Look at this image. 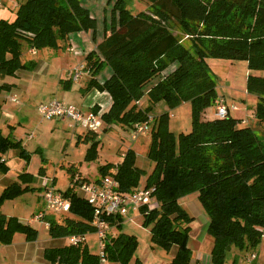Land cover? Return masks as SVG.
<instances>
[{"label":"trees","instance_id":"trees-1","mask_svg":"<svg viewBox=\"0 0 264 264\" xmlns=\"http://www.w3.org/2000/svg\"><path fill=\"white\" fill-rule=\"evenodd\" d=\"M0 1V8L7 7L13 16L0 17V91L13 86L5 77L35 67L34 60L23 59L25 49H64L70 34L86 31L91 32L95 50L83 61L87 72L83 91L96 88L110 95L111 105L101 114L104 124L132 128L152 116L147 154L154 167L150 172L135 164L131 148L120 163L107 162L97 169L100 177L113 175L120 192L154 188L157 206H142L140 212L153 244L165 250L177 246L172 264H186L191 258L187 241L193 217L180 203L181 197L191 193L196 194L208 219L213 264H224L233 248L247 252L258 247L264 238V139L248 118L232 115L226 101L225 117H205L214 105L216 112L220 98L206 58L247 61V91L256 96L251 116L256 124H264V0H143L148 11L138 14L126 7L127 0H113L108 31L98 42L96 18L83 0H12V8L6 0ZM183 34L188 35V46L180 41ZM106 66L112 73L101 82L97 75ZM144 96L145 104H139ZM183 101L192 104L191 127L175 133L168 125V114H155L152 107L159 102L174 107ZM98 133L84 134L89 143L87 161L97 159ZM10 149L29 159L21 140L0 128L2 173L9 169L4 155ZM75 174H71L70 185L59 190L70 202L68 214L60 222L49 221V233L55 237L96 232L93 207L72 183ZM31 178L30 173H20L18 180L24 186L18 181L6 186L0 193V205L30 189ZM103 218L111 224L122 217ZM17 232L28 240L37 236L29 224L0 213V243H11ZM137 243L134 235L124 233L106 237V257L127 264ZM45 256L50 263L99 264L98 255L80 245L47 248Z\"/></svg>","mask_w":264,"mask_h":264},{"label":"crops","instance_id":"crops-1","mask_svg":"<svg viewBox=\"0 0 264 264\" xmlns=\"http://www.w3.org/2000/svg\"><path fill=\"white\" fill-rule=\"evenodd\" d=\"M6 1L8 2L9 6L11 5V8L14 6V3L10 2L12 0ZM83 2L87 4H84ZM105 3H107V0L82 1V4L89 9L91 15L96 18V42L100 41L104 33L108 31L109 17L107 15V9L109 8V5H105ZM0 9L3 10L0 17H6L5 15H12V13L9 12L10 9H8L7 7H2ZM99 24L102 26L103 29V32L101 33H98ZM68 41V45L64 49L55 50L50 48H27L25 53L26 55L30 56H27L25 59L34 60L36 62L35 67L32 70H17L14 76H7L4 78V81H8L13 86L9 90L0 91V128L2 129V132L4 134H9L14 139L21 140L22 145L23 136L25 135L23 134L22 128H20L21 122L18 120L17 116L21 114L23 115V111L26 106H37L40 103H45L52 99H57L65 103L73 104L79 109H81L80 107L87 108V110L81 109L83 112L92 111L94 110L93 107L96 106L95 112L101 115L103 112L107 111L111 105L112 100L107 92L99 91L96 88H91L87 91H83L87 83L86 71L83 77L80 79L76 80L72 77V71L74 70L75 66H77L80 62L84 61V58L87 53L92 50H95V42L91 38V32L79 31L72 33L70 34ZM70 46L73 47L74 50H68V47ZM32 55H35V58L31 57ZM111 73V68L109 66H106L97 75V79L102 82L106 80L111 75ZM150 85L151 84H148L149 87ZM147 89H144V91H146ZM77 95H79V98L77 97ZM251 95L254 97L253 99H250V101L246 104V108L244 110L238 112L237 110L240 109H236L232 111L231 114H235L234 116L237 118H249L250 115L247 112L251 111L250 104H255L256 101V96L254 94ZM72 96H75V99H72ZM13 97H15L16 100H13ZM145 102V96L139 100V104H145ZM241 112L245 114L243 115L242 113L241 116H238ZM60 120L67 121V127L72 128V137L74 136V138L77 139V142L85 141L87 139L84 136L86 132L85 129L78 125L71 126L69 120ZM114 126L115 125L104 124L103 128L100 131L109 132L110 130H113ZM129 129L131 131V128ZM29 135L26 136L27 139H29ZM15 154H18L17 150L15 151ZM4 157H6V154L4 155ZM27 167V165L23 167V164H21V168L23 169L22 171L16 170V172L11 174L9 168L7 172L3 173V185L0 188V193L6 186L15 181L20 182L21 187H23L24 184H22L21 181L18 180V175L23 172L30 173L32 178L31 182H29L28 184L30 186V189L21 193V195L29 191L34 192L35 187L39 185L38 187L40 190L38 191V198L43 200V185L46 180L48 181V184H52L55 189L59 190L57 186V176H48V171L45 167H39L37 174H35V170L28 171ZM97 167L96 170L98 171ZM63 168L68 173L66 187L70 185L71 174L73 172H78L81 175V178H85L88 181H94L100 177V175H95L94 178L91 180L89 177H87V175L83 174L82 167H78V164L76 165L74 162L70 161L67 162V165H64ZM10 174L14 177L11 180L8 177V175ZM79 194L82 195L83 193L80 191ZM19 196L20 194L9 200L16 199ZM4 203L5 201L0 205V209ZM180 203L183 208L188 212V214L193 217L190 223L189 238L187 241V246L191 251V258L186 264H213L211 262L210 256L213 239L207 233L208 219L199 201L197 200L196 194L191 193L181 197ZM140 208L141 207L129 210L128 214H131V216L128 218L129 220L126 217L128 216L127 214L125 216H121L122 218L119 221H115L111 224L108 223L107 237L109 239H112L114 237H117L121 233L134 235L132 234V232H129V228H126V224L129 225L131 223V218L141 216L142 219L140 220L139 225H137V227L142 226L143 228H146L144 229L146 231V234L144 235L145 239L139 240L138 238H140V236L136 238L138 241L137 247L127 264H172V259L177 251V246H172L169 250H165L153 244L151 240L150 228L143 224V215L140 212ZM4 211L0 210V213L5 214L6 216H15L18 218L19 221L29 224L31 227L37 230V236L33 240H28L23 233L17 232L14 234L11 243H0V264H49L51 261L45 256V250L47 248L72 245L69 240V236L55 237L51 235L49 233L48 227H46L44 223L46 221L49 222L50 220H56L60 222L59 217H62L68 212H54L51 210L48 211L38 209V212L41 211L44 213L43 221H39L30 220L33 214L30 216V218H25V220H22L16 214H13V212L11 211L5 209ZM42 224H44L43 229H41ZM90 233H95L97 236V240L96 238L91 239L88 233H86L85 236L87 237H85L84 242L79 245L86 246V249L90 253L98 255V249L97 251L92 252V250H90L89 244V242L91 243V241L93 240L96 242L95 245H98V235L96 232ZM92 246L94 245L92 244ZM232 251V259L228 258L224 264L240 263V252L234 251V249H232ZM255 255L256 258L251 259L248 262L253 263V261L256 260L258 257L257 254ZM99 264L121 263L117 261H111L107 258L103 263H100L99 260Z\"/></svg>","mask_w":264,"mask_h":264},{"label":"rangeland","instance_id":"rangeland-1","mask_svg":"<svg viewBox=\"0 0 264 264\" xmlns=\"http://www.w3.org/2000/svg\"><path fill=\"white\" fill-rule=\"evenodd\" d=\"M83 3L87 4L85 2ZM112 4L113 0L111 4L105 3V5H109V8L107 9L108 17H110L109 13ZM126 7L131 10L133 14H138L145 10L148 11L147 5L143 0H127ZM2 12L3 10L0 9V15ZM5 16L7 18H11L12 15ZM100 24L98 26V33L103 32ZM176 32L177 31L174 33ZM187 36V34H183L180 37V41L186 46L189 45ZM25 52L26 49L24 51L23 59L30 56L26 55ZM31 57L35 58V55H32ZM206 61L213 78L215 79L216 92L217 95H220L219 99H222L224 104L227 102L229 106H231L232 111L236 109H240L237 110L238 112L244 110L246 108V104L254 97L247 91V77L249 74L247 61L239 59L230 60L227 58L212 56L206 58ZM252 73L254 74L253 71ZM148 87L149 86L147 85L144 89H147ZM72 97V99H75V96ZM77 97L79 98V95H77ZM250 105L252 109L254 104L252 103ZM80 108L82 110H87V108ZM152 112L155 114L166 112L168 114V125L175 133L190 130L192 122V104L190 101H183L174 107H169L165 102H159L152 107ZM242 113L243 112L239 113L238 116H241ZM247 113L250 115V119L248 118L247 121H250L251 125L256 129L257 135L264 139V124H256L251 116V111ZM244 114L245 113H243V115ZM205 117H215V105L207 109ZM17 118L21 122L20 128H22L23 134L25 135L23 136L22 142L25 149L29 153V159L26 161L24 158L19 157L18 154H15L16 149L8 150L5 160L6 164L10 168L9 171H11V174L16 172V170L22 171L23 169L21 168V164H23V167L27 165L28 171L35 170V174H37L39 167H45L48 171V176H57V186L59 190H65L67 186L68 173L63 166H66L67 162L70 161L74 162L76 165L78 164V167L83 168V174L87 175V177L92 180L95 175L99 176V173L96 170L97 166L107 162L113 164L120 163L123 160L124 152H126L128 148L133 150L135 164L138 167L144 169L146 172H150L154 167L153 161L149 159L147 154L150 143L148 135L150 133L132 138V133L129 129L130 127L120 125H115V129L113 128V130H110L109 132L98 131L100 143L98 145L99 151L97 150V159L87 161L84 159V156L89 143L85 141L77 142V139L74 138V136L72 137V128L67 127V121H61L60 119L55 118H43L37 111L36 105H32L31 107L26 106L23 111V115H18ZM27 135H29V139H27ZM11 174L8 175L10 180L14 178ZM76 175L81 176L78 172ZM2 178L3 173L0 171V188L3 185ZM38 186L39 185L35 187L34 192L29 191L23 195L20 194V196L16 199L6 200L0 210H9L22 220L30 218L32 214L34 215L38 212V209L49 211L45 201L43 202L44 199L42 200L38 198V191L40 190ZM154 202H157L156 198H153L151 206L154 205ZM130 216L131 214H128V216H126L127 219ZM61 218L63 217H59L60 221L62 220ZM141 219V216L131 218V223L129 225L126 224V228H129V232H132L136 238L140 236L138 239L144 240V235L146 234L144 229L146 228H143L142 226L137 227ZM43 225L44 224L41 225V229H43ZM88 235L91 239L96 238L97 240L95 233H88ZM89 244L92 252L97 251V249L99 252V244L95 245L96 242L93 240L91 243L89 242ZM92 244L94 246H92ZM233 249L234 251L240 252L239 264H264V238L261 239L258 247L253 251L248 250L245 252L236 250L235 248ZM252 252L258 255L257 259L254 260L253 263L248 262L251 260ZM232 257L233 251L231 250L227 253L226 260L228 258L232 259Z\"/></svg>","mask_w":264,"mask_h":264},{"label":"built area","instance_id":"built-area-1","mask_svg":"<svg viewBox=\"0 0 264 264\" xmlns=\"http://www.w3.org/2000/svg\"><path fill=\"white\" fill-rule=\"evenodd\" d=\"M2 3L0 1V7ZM68 50H74L73 47H68ZM84 62H80L75 66L72 77L80 79L84 75ZM13 100H16L13 97ZM37 111L43 118L51 119H66L70 121L71 126H80L86 131H100L104 122L100 114L94 111L83 112L73 104H68L57 99H52L45 103L37 105ZM216 116L225 117L228 114V107L222 99H219L216 105ZM152 116H149L148 121L134 123L131 128L132 138L149 133V122ZM72 183L77 184L78 189L83 193L88 203L93 207L94 219L92 223L96 226V233L99 238L98 257L100 263H103L107 257L104 251L107 237L108 222L103 216H125L130 209H137L142 206L153 208L157 206V202L153 203V187H140L131 192H120L118 190V182L113 175H105L94 181H83L79 175H74ZM44 191L42 197L49 210L54 212H68L70 202L61 191L44 182ZM44 213H35L30 220L43 221ZM46 227H49V222H44ZM69 240L72 245H79L85 240L84 235H71ZM255 254H251V258H255ZM49 264H66L64 262L55 261ZM201 264V263H200Z\"/></svg>","mask_w":264,"mask_h":264}]
</instances>
